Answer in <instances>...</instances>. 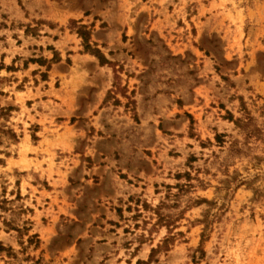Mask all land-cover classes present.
<instances>
[{
  "label": "rangeland",
  "instance_id": "1",
  "mask_svg": "<svg viewBox=\"0 0 264 264\" xmlns=\"http://www.w3.org/2000/svg\"><path fill=\"white\" fill-rule=\"evenodd\" d=\"M0 264H264V0H0Z\"/></svg>",
  "mask_w": 264,
  "mask_h": 264
}]
</instances>
